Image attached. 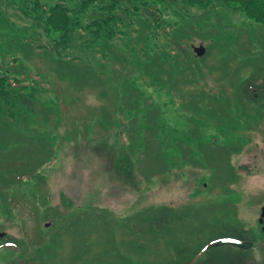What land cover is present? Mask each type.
<instances>
[{
	"label": "rangeland",
	"instance_id": "rangeland-1",
	"mask_svg": "<svg viewBox=\"0 0 264 264\" xmlns=\"http://www.w3.org/2000/svg\"><path fill=\"white\" fill-rule=\"evenodd\" d=\"M8 1L0 0L3 66L12 45L31 33ZM154 4L160 26L143 17L120 37L102 36L88 50L76 45L69 54L88 69L72 63L56 70L55 52H19V70L48 73L42 86L21 83L54 113L0 115V264H174L176 247L188 245L192 255L220 234L215 221L259 230L264 99L249 100L242 80L264 85V23L235 7H190L180 10L188 24L166 34L183 18ZM140 37L138 50L171 57L155 58L153 78L145 80L135 60L126 64L119 54H131ZM200 44L208 53L190 67ZM138 84L140 106L129 109L127 97L115 114L113 100ZM164 204L185 218L161 231L149 220ZM257 240L241 255L228 245L204 248L192 262L264 264Z\"/></svg>",
	"mask_w": 264,
	"mask_h": 264
},
{
	"label": "trees",
	"instance_id": "trees-1",
	"mask_svg": "<svg viewBox=\"0 0 264 264\" xmlns=\"http://www.w3.org/2000/svg\"><path fill=\"white\" fill-rule=\"evenodd\" d=\"M158 1H160L161 4H165L169 11L177 10V16L183 18V21L189 17L182 14L180 10L197 7L205 11H210L213 7L229 6L245 12L246 15L255 22L264 23V0ZM7 2L9 3L8 0ZM10 2L16 4L17 6L15 8L17 10L19 8V10L24 13L25 25L31 33L29 35L26 33L18 42H15L12 45L13 48H15V51H9V54L5 56L4 62L6 61V66H3V64L0 65V115L4 114L1 117L5 118H9L11 115H26L25 117L42 115L45 117V113L48 111L54 113L53 106H50L48 109L46 108L45 103L35 100L36 97H32L28 92H25L27 89L26 84L29 82L32 83L33 87L35 85L42 86L50 81L48 73L41 74V71H39L34 75L27 69L29 66H26L27 68L25 67V71L18 69V58L19 55H21L19 52L24 50V48H32V50L34 49L38 54L43 52L57 53L53 60L55 63L54 68H56V70L66 69V67H69L72 63L75 68L80 64L85 69H88L90 65L82 63L79 56L74 58L69 54L75 49L76 45L80 50H88L98 43L102 36H106L109 40L120 37L121 35L126 34V29H131L132 25H136L140 19H143V17L149 16L155 20L158 26L161 25L162 21V19H160V12H162V9L154 4V0H55V3L52 4L49 0H10ZM186 23L188 24V21H184L183 24H178L177 26L168 25L166 29H164V33L168 34L177 28H184ZM135 30L139 31V28H135ZM76 34L80 36L78 37V40L80 41L79 44H75ZM142 38L143 37L135 38L131 54H127V52H123L122 50L119 54H121V58L123 57V62L126 64L128 61L133 63L135 60L136 70L143 73L141 74V80H145L146 78H150V76L153 78L152 67L154 66L153 63L156 59L167 61L170 60L169 58L171 57L170 55L166 56V54H164V57H162L161 54H158L155 57V53L152 57L145 48L138 50L136 41L141 40ZM226 53L229 55L230 52L226 50ZM243 54L247 53L244 52ZM174 56L175 55H173L172 58H175ZM130 58H132V60ZM202 58L204 57H189L187 63L191 67L197 63L195 61H201ZM169 63H172V60L169 61L168 64ZM118 74L121 75L120 73ZM123 75H131V72H124ZM100 78L104 79L103 72L102 75H100ZM21 81L26 82V84L21 83ZM251 81L250 76L242 80V83H246L243 87V92L247 97H250V99L253 98V94L250 92V87L247 82ZM144 83L142 84L144 85ZM143 85H136V92L129 93V95L123 96L122 99H114L115 101L112 99V111H115L116 114V112L123 110L124 101L127 97L133 101V105L129 107V109L138 108L144 97V93L142 92L144 88ZM126 90L130 91V89ZM33 94L34 92L32 95ZM119 101L121 104L117 106ZM18 109H21L22 112ZM176 212L178 213V210L174 207L164 204L155 209V212L149 220L150 224L153 222L152 226H157L156 229L162 231L174 222V219L182 217L180 214L176 215ZM231 235L234 234L229 232L223 234L220 232V234L214 235L210 240L220 238L221 236ZM178 250H181V252L185 254L187 247Z\"/></svg>",
	"mask_w": 264,
	"mask_h": 264
},
{
	"label": "flooded vegetation",
	"instance_id": "flooded-vegetation-1",
	"mask_svg": "<svg viewBox=\"0 0 264 264\" xmlns=\"http://www.w3.org/2000/svg\"><path fill=\"white\" fill-rule=\"evenodd\" d=\"M249 87H250V92L253 94V98L249 100H251L252 102L254 103H258L259 100H262L264 99V85H261L259 83H255L254 81H251V82H247ZM246 85V83H242V86L244 87ZM243 89V88H242ZM243 91V90H242ZM244 94V92H243ZM263 205L261 206V209H262ZM261 215V214H259ZM231 222L228 223V225H226L225 227H222V224H219L215 221L214 223H211L210 225L213 226V230H220L223 234L224 233H233L234 235H231V236H221L223 238H228V239H235V240H238V241H244V242H247L248 244H250V246H247V247H238L236 245H229V244H226V246H230L232 247V250H234L235 252H237L239 255L243 254V253H246L250 250H252L256 244H257V239H260V241L262 243H264V219H261L259 217V223L260 225L259 226V230H255V229H252L251 227H246L245 225H242V221H234V220H230ZM220 226V227H219ZM219 227V228H218ZM213 237V236H212ZM211 237V238H212ZM213 241V240H211ZM187 247V250H186V253L183 254L181 252V250H175V255H174V258L172 260H175L174 264H194L193 262H189L188 260L190 258L193 257V255L195 254H188L187 251H188V245L187 246H178V249H183V248H186ZM221 245L219 247H211V248H220ZM204 248L201 247L199 248L196 253L198 254L199 252H201Z\"/></svg>",
	"mask_w": 264,
	"mask_h": 264
},
{
	"label": "water",
	"instance_id": "water-1",
	"mask_svg": "<svg viewBox=\"0 0 264 264\" xmlns=\"http://www.w3.org/2000/svg\"><path fill=\"white\" fill-rule=\"evenodd\" d=\"M194 51H196L197 55L201 57L202 55H204L206 53V48L203 44H200V46H198V47L194 46ZM261 218H264V207L262 209ZM224 243H234V244H238L241 246H247L248 245L247 243L241 244V243H238V242L233 241V240H231V241L230 240H220V241L213 243L212 245L215 246V245H220V244H224Z\"/></svg>",
	"mask_w": 264,
	"mask_h": 264
}]
</instances>
